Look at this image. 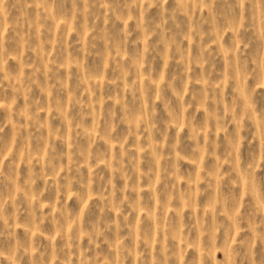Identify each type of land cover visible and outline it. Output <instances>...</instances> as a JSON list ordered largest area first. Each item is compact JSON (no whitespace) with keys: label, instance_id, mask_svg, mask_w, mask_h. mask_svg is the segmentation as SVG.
<instances>
[{"label":"rangeland","instance_id":"obj_1","mask_svg":"<svg viewBox=\"0 0 264 264\" xmlns=\"http://www.w3.org/2000/svg\"><path fill=\"white\" fill-rule=\"evenodd\" d=\"M0 264H264V0H0Z\"/></svg>","mask_w":264,"mask_h":264}]
</instances>
